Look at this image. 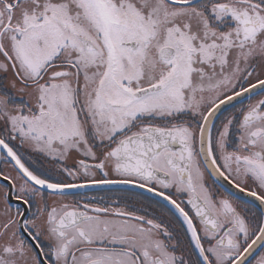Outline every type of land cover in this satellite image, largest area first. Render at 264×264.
Returning a JSON list of instances; mask_svg holds the SVG:
<instances>
[{
  "label": "snow or ice",
  "instance_id": "6c2138e0",
  "mask_svg": "<svg viewBox=\"0 0 264 264\" xmlns=\"http://www.w3.org/2000/svg\"><path fill=\"white\" fill-rule=\"evenodd\" d=\"M0 264H264V0H0Z\"/></svg>",
  "mask_w": 264,
  "mask_h": 264
},
{
  "label": "flooded vegetation",
  "instance_id": "af4514ba",
  "mask_svg": "<svg viewBox=\"0 0 264 264\" xmlns=\"http://www.w3.org/2000/svg\"><path fill=\"white\" fill-rule=\"evenodd\" d=\"M86 191H88L90 194H96L95 190H86ZM100 194H103V193H100Z\"/></svg>",
  "mask_w": 264,
  "mask_h": 264
}]
</instances>
